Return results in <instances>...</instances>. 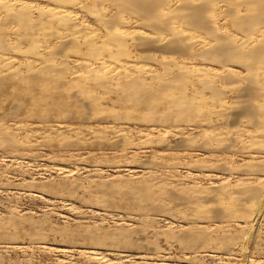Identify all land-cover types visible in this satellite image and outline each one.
<instances>
[{
	"label": "rangeland",
	"instance_id": "obj_1",
	"mask_svg": "<svg viewBox=\"0 0 264 264\" xmlns=\"http://www.w3.org/2000/svg\"><path fill=\"white\" fill-rule=\"evenodd\" d=\"M0 264H264V0H0Z\"/></svg>",
	"mask_w": 264,
	"mask_h": 264
},
{
	"label": "bare ground",
	"instance_id": "obj_2",
	"mask_svg": "<svg viewBox=\"0 0 264 264\" xmlns=\"http://www.w3.org/2000/svg\"><path fill=\"white\" fill-rule=\"evenodd\" d=\"M132 3H133V5H134V2H132ZM129 8H130V7H129ZM144 9H145V8H144ZM259 10L261 11L260 8H259ZM191 11H193V10H191ZM194 11H195V10H194ZM194 11H193V12H194ZM186 12H187V11H186ZM193 12H192V14H193ZM196 12H197V11H196ZM199 12H200V11H199ZM139 13H142V12H139ZM139 13H138V14H139ZM142 14H143V13H142ZM144 15H146V14H144ZM195 15H196V13H195ZM197 16H198V15H197ZM191 17H192V15H191ZM193 21H194V20H193ZM190 24H191V23H190ZM195 25L197 26V24H194V26H195Z\"/></svg>",
	"mask_w": 264,
	"mask_h": 264
}]
</instances>
